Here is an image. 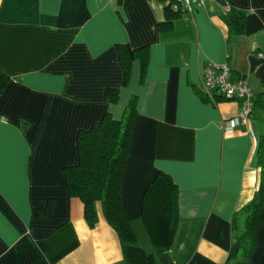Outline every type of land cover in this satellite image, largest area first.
<instances>
[{"label":"crops","instance_id":"1","mask_svg":"<svg viewBox=\"0 0 264 264\" xmlns=\"http://www.w3.org/2000/svg\"><path fill=\"white\" fill-rule=\"evenodd\" d=\"M167 0H0V264H126L97 203L90 227L70 197L64 169L78 162L77 134L105 113L120 119L137 98L122 182V206L139 245L157 264H225L238 248L233 218L260 179L264 135V0H206L172 27ZM245 11L229 36L227 10ZM147 47L141 72L124 82L118 45ZM208 62L246 78L253 116L232 131L238 100L203 92ZM117 89L115 101L106 95ZM158 171L169 174L173 243L158 255L141 220V199ZM49 205L47 214L39 211ZM240 229L243 219L239 221ZM245 264H264V223Z\"/></svg>","mask_w":264,"mask_h":264},{"label":"trees","instance_id":"2","mask_svg":"<svg viewBox=\"0 0 264 264\" xmlns=\"http://www.w3.org/2000/svg\"><path fill=\"white\" fill-rule=\"evenodd\" d=\"M166 5L167 18L159 23L160 30L172 27L173 19L182 14ZM245 11L231 8L223 15L229 36L243 33ZM119 58L123 67L124 82L129 78L132 57L139 59L141 72L147 63V47H139L130 53L118 45ZM6 78L0 73V92ZM106 95L115 101L117 89H107ZM254 115V114H253ZM137 117V98L133 96L126 105L120 119L109 113L86 130L77 134L78 162L65 167L67 190L70 197L78 198L83 204L84 218L90 227L97 222V203L101 204L104 217L116 231L126 264H157L154 254L146 253L139 245L135 233L125 216L122 206V182L125 164L131 150L133 127ZM260 168L259 185L252 197L233 218V230L238 243L237 253L225 264H245L252 256L256 245V234L264 223V135L260 137L257 151ZM176 184L172 177L158 171L147 184L141 199V220L158 255L169 251L174 238L173 194ZM49 205L39 211L47 214ZM243 219L240 229L239 221Z\"/></svg>","mask_w":264,"mask_h":264},{"label":"built area","instance_id":"3","mask_svg":"<svg viewBox=\"0 0 264 264\" xmlns=\"http://www.w3.org/2000/svg\"><path fill=\"white\" fill-rule=\"evenodd\" d=\"M206 0H173L171 7L179 9L182 13L192 14L202 6ZM203 92L214 101L212 93L225 100H238L242 103V109L238 115L227 121L225 131H232L240 124L246 123L253 116L252 91L246 78L235 75L227 63H206L203 70Z\"/></svg>","mask_w":264,"mask_h":264}]
</instances>
